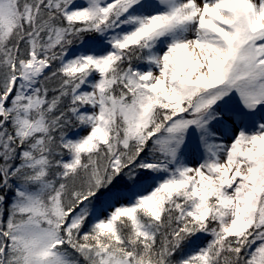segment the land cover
Here are the masks:
<instances>
[{"label": "snow or ice", "instance_id": "snow-or-ice-1", "mask_svg": "<svg viewBox=\"0 0 264 264\" xmlns=\"http://www.w3.org/2000/svg\"><path fill=\"white\" fill-rule=\"evenodd\" d=\"M0 264H264V0H0Z\"/></svg>", "mask_w": 264, "mask_h": 264}]
</instances>
